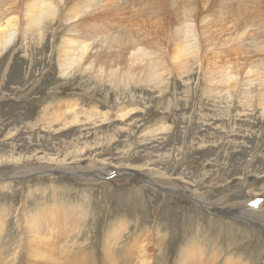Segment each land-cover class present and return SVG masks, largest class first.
Returning <instances> with one entry per match:
<instances>
[{"label":"rangeland","instance_id":"374dc122","mask_svg":"<svg viewBox=\"0 0 264 264\" xmlns=\"http://www.w3.org/2000/svg\"><path fill=\"white\" fill-rule=\"evenodd\" d=\"M27 1L17 0L20 5ZM72 2L79 3L66 0L57 20L43 25V34L17 35L0 49V175L13 174L16 167L30 170L0 180V264L44 263L26 250V221L39 213L40 222L41 208L56 201L74 207L61 220L70 225L61 228L59 240L53 239L64 246L75 243L68 256L60 257L62 264L70 258L79 264H107L103 243L120 224L122 245L141 231L155 240L153 264H179L180 254L191 246L204 249L208 260L214 256L213 264L228 258L264 264V227L251 217L235 219L226 213L246 208L264 224V109L259 103L264 98V51L254 50L264 47V0H116L110 9L65 25L63 14ZM134 13L145 14L140 21L146 19L148 25L131 26ZM93 18L96 31L106 40L114 36L116 43L109 46L95 38L91 71L78 65L61 73L58 42L70 28L79 30L81 38L82 22L90 24ZM186 19L195 28L192 38L201 61L192 57L182 71L162 54L172 51ZM238 28L246 34L236 42ZM83 35L91 41L96 36ZM129 39L165 58L160 75L136 81L121 77ZM98 63L103 72L97 71ZM248 68L255 85H246ZM225 69L239 81L231 89L219 87ZM141 74L146 72L140 66L136 77ZM26 156L32 159L26 161ZM57 165L104 168L107 174L135 167L161 187L127 175L98 179L50 172L46 177L36 169ZM188 192L212 204L224 203L221 208L228 210L207 212ZM156 208L158 215H151ZM76 209H83L81 218ZM121 247L117 258L124 255Z\"/></svg>","mask_w":264,"mask_h":264},{"label":"bare ground","instance_id":"6f19581e","mask_svg":"<svg viewBox=\"0 0 264 264\" xmlns=\"http://www.w3.org/2000/svg\"><path fill=\"white\" fill-rule=\"evenodd\" d=\"M55 1H57V2H55ZM78 1H79L78 4H76V2H72V4L70 5L71 6L70 8L66 7L69 10H66L65 14H63L64 15L63 20L65 21L64 22L62 20L63 24H65V25L72 24L76 21L75 19H79V18L85 16L86 14H89L95 10L110 9L111 6H114L116 4V0H107V1H105V0H99V1L98 0H78ZM61 2H62V4H61ZM95 2L98 4H95ZM101 2H106V3H101ZM139 2H140V0H139ZM139 2H138V4H139ZM65 3H66V0H29V1L25 2L23 5H20L19 2H17V0H0V49L4 50L8 44L13 42V40L17 37V35L22 36L24 39H26V36L29 33H35L37 35L43 34V31H44L43 25L46 24V21L48 19H53L55 16H57L58 7L60 8ZM17 5H19V6H17ZM136 10H137V8L135 7V11ZM142 16H145V14H143V13L132 14L133 20L131 22L132 23L131 26L133 25V23L139 24V25L143 24V23L147 24L148 21H146V19L145 20L143 19L142 22L140 21V18ZM86 17H88V16H86ZM97 19H98V17H97ZM97 19L96 20L94 19L92 22H90L91 25L88 23L86 25V22H82V25H81V31L83 32V33H81V35H82L81 38L84 37V35H83L84 33L95 34L96 36L92 39V41L90 40L91 37L86 38V39L78 38L77 32H79V30H76L74 28H70L69 33L68 34L66 33L68 36H63L61 41L58 42L59 43V46H58L59 50H58L57 56H58V64H59L61 73L68 74L67 72L69 70L75 69V67H77L78 65L82 66V67L84 66L83 67L84 71H86V70L91 71L90 69L93 65L92 64L93 59L92 60H89V59L92 58L93 51L91 52L90 46H91V44H93L94 41H96L95 38L96 39L99 38L98 40L103 41L102 43H104V42L108 43L109 46H111L112 43H116V42H113V39L115 38L114 36L113 37L111 36L110 39L106 40V35H104L102 33L100 34L96 31V27H97V23H98ZM125 19H126V17H125ZM56 20H57V17H55L52 22H54ZM185 21H186L184 24L185 28H182V29L180 28L181 29L180 30V32H181L180 38L175 43L172 51H169V53L167 52L165 54L164 53L162 54L165 58L167 56L169 59H171L173 64L175 63V66L177 65L179 67V69L182 71H184V69L188 65L187 63L190 61V59H192V57L196 60V62H198L199 59H200L199 61H201V57L198 58L199 57V50H198V47L196 46L197 42L193 41L194 37L192 38V36L194 35L193 30L195 28L193 30H192V28L190 29L191 23L188 21V19H186ZM67 22H69V23L67 24ZM138 22H140V23H138ZM259 28H262V27H259ZM191 30H192V32H191ZM98 31H100V27H98ZM59 32L56 31V33H59ZM180 32H178V33H180ZM245 34H246V30L243 29L240 31V29L238 28V30L234 34L233 40L235 39L236 42L238 40H240L241 38L243 40L244 39L243 36H245ZM175 35H177V34H175ZM194 39L197 40L196 37ZM129 42L130 43H128V42L125 43L126 50L128 51L127 52V58H126L128 64H127L126 70L124 71V73L122 74L121 77L125 76L128 81H136L137 79H140V78L152 80L154 77H156V75H160L161 73L159 74V72L161 71V69H163V67H162L163 66V60L165 58L162 56H158L156 51H151V50L147 49L146 47L139 46V45H141V43L139 45H136L133 43L134 41L131 39H129ZM102 47L99 46V48H101V49H102ZM104 50H106V48ZM104 50H103V52H106ZM254 50H256L257 52H263L264 47L255 46ZM97 55H98V52H97ZM121 57L123 58V55H121ZM98 58H100V57H98ZM104 59H105V57H104ZM87 61H88V63H86ZM98 61H100V60H98ZM94 62H96V61H94ZM166 62H168V61H166ZM143 64H145V65L142 66ZM199 65H201V64H199ZM99 66L100 67L97 71L103 72V68H102L101 64H99ZM140 66L145 68L146 74L145 75L141 74V76L136 77V71L140 68ZM108 73L110 75H114L117 78L119 77L116 70H110V71H108ZM247 74H249L248 75L249 77L246 81V85H255L257 83L256 77H255V75L252 74V71L249 68L246 71V75ZM220 79H221V81H219ZM220 79L219 80L217 79L219 81V83L221 82L219 84L220 85L219 87H221V85L222 86L227 85L228 88L231 89V87H235L239 83L238 80L236 81V77L234 79L233 74H231L230 72L228 74L226 72V69H225V74ZM209 81H211V80L209 79ZM230 81L232 82L231 84L229 83ZM260 81H262V80H260ZM210 84H212V83L210 82ZM215 85H216V83H215ZM262 96H264V92L262 93ZM259 103L261 104L262 108L264 109V98L263 97L259 98ZM263 113H264V110H263ZM121 116H124V115H121ZM74 120H76V118ZM25 159H26V161H29L32 159V157L26 156ZM36 159L38 160L39 157H36ZM22 165H24V164H22ZM22 165H20V166H22ZM67 166L68 165H57L56 167H53V168H43V169L36 168V169L39 170L38 171L39 173H42V174L45 173L43 176H46V177H51L50 172L55 173V174L56 173L59 174L60 172L71 173V174L75 173V174H79L78 175L79 177H85V176L88 177L89 176L88 178L97 177L98 179H104L106 177L109 178L111 174L116 176V177H118L119 175H127L128 178L130 177V179H133L136 182H144V183H148L150 185L152 184V185H154V187H161L160 184H157L158 181L155 182V181H152V179H148V178L145 179V174H143L142 172H137L135 167L124 168V170L121 173H118V171H114V172L111 171L112 172L111 174H107V173H110V171H108L104 168L100 169V168H91V167H81L79 165L74 166V167H67ZM18 169L19 168L16 167L15 170H17V171L12 172L13 174H10V175L5 174L6 177H2V175H4V174L0 175V180L9 179V181H10L11 179H15L17 177L26 176L30 172V170L26 169V168H24L22 170H18ZM30 169H32V168H30ZM181 179H183V178L181 177ZM179 181H183V180H179ZM163 188H161V189H163ZM156 189H158V188H156ZM184 191H185V189H184ZM190 195H193V194L188 192L187 196L190 197ZM192 200L196 204H198L201 208L206 210L207 212L209 211V209H211L215 213H220L222 211L228 210L227 208H221V207L225 206L224 203L220 202L218 204H212L200 196L197 197V196L193 195ZM244 207H246V206H244ZM37 209H38V207H37ZM66 209L71 213L74 212V207H71V209H69V207L65 208L63 203L56 201V203L54 202L50 206H44L41 208L42 220L40 222H37V219L40 218L39 213L37 215L35 214V216H33L31 220L27 219V221H26L27 225L25 228H26V231L28 233V236H27V240H26L25 244L27 247L26 250L29 251L30 256L35 257L36 259L45 260L44 263H46V264H62L60 262V257L65 256V255L68 256V254H69L68 253V247L69 246H71V247L75 246V243H71V244L66 243V245L64 246L62 244V242L60 243L62 245H60L58 243L59 241L55 242L53 240L54 238H55V240L60 238L59 237V233H60L59 231H62L61 230L62 227L66 226V225H70V223H66V224L62 225L61 220L67 214V212L65 211ZM76 210H78V209H76ZM158 212H159V210L156 208L155 212H151V215L156 216V213L158 215ZM32 213H33V211H32ZM32 213H31V215H32ZM77 213H80L79 218H81L83 216V209H82V211L78 210ZM226 213H229L235 219H237V218L245 219V217L248 219V217L249 218L251 217V219H248V220H250L253 223H257V224L261 225L262 227H264L263 226L264 224H261L262 222L257 221L256 218L252 216V214L246 212V208H244V209L243 208H241V209L236 208L234 211H228ZM148 214H150V213H148ZM212 214H214V213H212ZM227 216H229V215H227ZM74 217L75 216L72 215L71 221L73 220ZM78 227H80V226H78ZM120 228L121 229L123 228L121 226V224H120ZM120 228L119 227L114 228L113 232L111 234L107 235L105 238V241L103 243V254H102L104 256V262L107 264H117L118 261H121L123 259V262H122L123 264H153L155 261V257L153 255H155L156 253L151 252V250L154 248H155L154 251L158 250L157 247L154 246V244H156L155 240L153 238H151L150 235H148V234L146 235V233H144L145 231L143 233L141 231V233L138 236H136L129 245H127V244L122 245L121 241H122L123 234H120V231H121ZM125 229H126V227H125ZM71 230H74V228ZM1 232H2V230L0 231V233ZM70 232L71 231L69 230V233ZM52 235H53V238H52ZM57 236H58V238H57ZM71 236H73V235H71ZM67 237H69V236H67ZM72 238H75V236ZM79 239H82V238L79 237ZM73 240L77 241V239H73ZM118 240H119L120 244H119ZM75 241H73V242H75ZM121 245H122V247H121ZM119 247H121V250L119 252L122 253V251L124 250V255L117 258L116 257V250ZM203 253H204V249H202L200 246L186 247L184 249V251L180 254L178 263L184 264V262H185V264H198V263L213 264L215 262L214 256H211L212 258H210L208 260L209 257H207V259H206L204 257ZM79 255L78 256L76 255V256L79 257ZM70 259H68L67 261H65L66 260L65 259L64 262L67 264H74V262L76 264H79V263H77V261H72V258H70ZM239 259H241V258H238V260L228 258L223 262V264H247L248 263V262H244V263L242 262L241 263V261H239ZM3 262H5V261H3ZM36 263H39V261ZM40 263L42 264L43 262H40ZM80 264H81V261H80Z\"/></svg>","mask_w":264,"mask_h":264}]
</instances>
